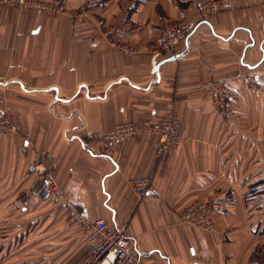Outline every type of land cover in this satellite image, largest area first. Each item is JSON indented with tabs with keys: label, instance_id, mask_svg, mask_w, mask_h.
Segmentation results:
<instances>
[{
	"label": "crops",
	"instance_id": "obj_1",
	"mask_svg": "<svg viewBox=\"0 0 264 264\" xmlns=\"http://www.w3.org/2000/svg\"><path fill=\"white\" fill-rule=\"evenodd\" d=\"M65 2L87 17L0 10V116L13 113L24 133L0 134V264H82L90 246L69 205L127 224L143 264H264V0H236L206 22L204 0ZM180 22L197 28L175 53L161 50ZM109 29L134 53L113 47ZM218 80L239 98L230 120L200 90ZM172 111L185 140L158 159L146 130ZM122 123L142 131L108 157L90 136ZM37 164L62 196L23 201ZM150 175L141 198L131 181ZM210 199L233 202L213 230L182 220Z\"/></svg>",
	"mask_w": 264,
	"mask_h": 264
},
{
	"label": "built area",
	"instance_id": "obj_2",
	"mask_svg": "<svg viewBox=\"0 0 264 264\" xmlns=\"http://www.w3.org/2000/svg\"><path fill=\"white\" fill-rule=\"evenodd\" d=\"M235 4L236 0H204L203 3L198 5L201 22H206L210 17L234 10ZM3 9H14L19 12L37 11L48 16L65 14L75 22H82L87 17L84 9L67 10L65 0H0V10ZM196 28V24H186L184 22L168 26L161 38V50L175 53L180 44L188 42L189 37ZM105 35L109 43L116 49L127 54L134 53L129 45L117 41L115 29L107 30ZM253 81L251 80L252 83H254ZM200 90L211 96L218 116L227 120L235 116L234 106L239 98L227 80L205 83L201 85ZM141 131L132 123H123L111 130L91 135L90 140H99L103 145L104 154L111 157L119 143L135 138ZM146 132L157 136L159 139L156 150L158 159L162 158L167 151L181 146L185 140L180 118L174 111L166 114L159 125L150 126ZM12 133L22 134L16 126L7 125L1 120L0 134ZM34 168L39 181L31 195L25 197L23 201L63 195L60 186L48 170L42 168L40 164L35 165ZM152 185V175L131 181L132 188L141 198L149 195ZM232 208L233 202L231 200L210 199L206 202L193 204L183 214L182 220L194 227L213 230L214 215L230 212ZM68 217L84 228L90 246L89 254L82 264H143L140 255L133 248L127 224L118 227L111 226L104 220H87L84 215L76 211L73 205H69Z\"/></svg>",
	"mask_w": 264,
	"mask_h": 264
},
{
	"label": "rangeland",
	"instance_id": "obj_3",
	"mask_svg": "<svg viewBox=\"0 0 264 264\" xmlns=\"http://www.w3.org/2000/svg\"><path fill=\"white\" fill-rule=\"evenodd\" d=\"M216 112V111H215ZM4 121V123L5 124H7V125H12V126H16L17 127V129H19V127H18V125H19V122H18V120H17V117L13 114V113H11L10 111H7L4 115H2V116H0V121ZM225 120H227V119H225ZM238 122H240L241 121V118L240 117H238L237 119H236ZM123 124V123H122ZM120 125V124H119ZM20 131V130H19ZM21 132V131H20ZM22 134L24 135V133L22 132ZM97 141H99V140H97ZM100 142V141H99Z\"/></svg>",
	"mask_w": 264,
	"mask_h": 264
}]
</instances>
